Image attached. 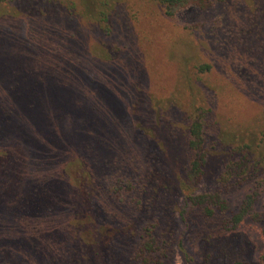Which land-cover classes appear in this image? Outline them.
<instances>
[{
	"label": "rangeland",
	"instance_id": "1",
	"mask_svg": "<svg viewBox=\"0 0 264 264\" xmlns=\"http://www.w3.org/2000/svg\"><path fill=\"white\" fill-rule=\"evenodd\" d=\"M71 2L0 4V97L17 91L11 104L21 100L29 136L26 143L3 131L0 147L18 141L7 174L22 173L20 194L32 181L30 191L44 200L22 218L25 241L63 264H139L151 232L147 261L184 264L178 248L183 235L198 264H264L262 221L246 215L234 229L219 225L252 193L251 213H264L260 169L234 168L229 180H221L227 163L240 158L238 143L254 140L253 157L264 145V0L238 8L241 16L238 0L189 5L173 16L147 0H128L121 17L110 14L107 33L81 18L78 6L73 14ZM35 81L53 90L37 94L42 85L33 89ZM195 117L203 122L207 160L191 190L218 193L228 209L204 221L194 218L187 228L179 219L180 182ZM108 179L123 184L117 194L106 189ZM51 213H63V224ZM57 229L63 241L46 236ZM78 230L88 241L86 252L75 240ZM8 240L0 264H24L14 238ZM61 244L63 254H54ZM25 264L51 262L26 256Z\"/></svg>",
	"mask_w": 264,
	"mask_h": 264
},
{
	"label": "trees",
	"instance_id": "2",
	"mask_svg": "<svg viewBox=\"0 0 264 264\" xmlns=\"http://www.w3.org/2000/svg\"><path fill=\"white\" fill-rule=\"evenodd\" d=\"M12 1V0H0V4ZM148 2L155 5L159 8L160 12H163L166 16H173L178 10L187 7L189 5H194L200 8H206L213 4H218L219 6H225L227 2L232 0H147ZM239 2L236 3V15H242L238 8L247 9V5H249L252 1L256 2L257 0H238ZM263 1V0H261ZM125 3H128V0H72L70 3V9L72 10L73 14L76 11V7H79L81 18L88 21V19H92L94 22L93 24L97 25L99 30L103 33L108 32V23H111V15L112 17L122 16V12L125 9ZM128 7V5H127ZM78 13V11L76 12ZM112 20V19H111ZM110 21V22H109ZM89 22V21H88ZM40 84L39 82H34L35 84ZM41 83L40 85H42ZM47 86V85H46ZM32 92L30 88L26 89ZM48 86L45 88L43 85L41 86V90L37 91L36 93H46L48 95L49 91ZM26 92V91H25ZM17 91L11 96L4 98L0 97V135L4 131L8 138H16V136H21L24 138L23 140L26 143H29V136L26 134L25 130L22 127V120L20 119L22 104L21 100L14 101L11 104V100L16 95ZM23 93V97H24ZM25 99V98H21ZM50 99H47V104ZM9 101V102H7ZM52 112L53 116L61 117L63 115V111L61 110H49ZM220 134V133H219ZM264 135V133H263ZM1 139V137H0ZM222 140V139H221ZM218 141L220 144L225 141ZM17 140H11L9 143L0 147V250H2V242L5 244H9L8 238H14L12 241L13 247L17 248L19 251V257L17 260L23 262L25 264L26 256L28 258H34L36 260H46L51 262V264H63V258H61L60 262H55V259H47V255L43 256L42 252L39 250L38 243H27L25 241L24 236L21 234L20 231L23 230L22 218L25 214H32L36 212L35 205L41 206V203L44 201L42 199L43 194H35L30 191L32 181L26 182L23 187V192L20 194L21 190V175L17 171L14 172L13 175L7 174L9 165L12 161H15L14 158H17L18 151H17ZM242 143H238L236 145V150L240 151V158L235 160L233 164L227 163L228 168L224 171L221 180H229L232 171H235L234 168L237 169H244L246 172L248 171L246 168L250 165H253V169L258 171L260 169L263 175V182H258L261 185H264V145H262L261 154H257L256 157H253V150L252 144L254 140H250L249 138L246 141H241ZM206 143V138L204 137L203 132V122L202 119L199 117H195L191 120L190 127H189V138L187 142L188 146V153H189V163L186 166V173L185 177L182 178L180 185L184 186V201L182 203V207L179 210V219L182 224L188 228L189 225L192 224V221H195L194 218H197L199 221H204L206 219L212 218L214 214L219 212H225L228 209V203L225 199L221 198L218 193H195L193 192L192 187L195 185L199 180L200 177L203 175L204 166L207 160L206 150L204 145ZM219 144V145H220ZM2 145V143L0 144ZM255 145V143H254ZM259 146V145H258ZM252 154V156H251ZM40 155H43L40 153ZM13 158V159H12ZM16 162V161H15ZM14 163V162H13ZM17 166V163H14ZM243 170V171H244ZM242 171V173H243ZM17 175V176H16ZM229 175V176H228ZM249 174H246V177H249ZM27 177L24 178L26 180ZM20 180V182H19ZM137 179H134L135 183L132 186H135ZM131 182V180H129ZM143 181V180H142ZM19 182V183H18ZM263 183V184H262ZM188 184V185H187ZM123 185V184H122ZM122 185L120 184V180H107L105 183L106 189L108 191H112L114 194H117L120 191ZM145 182L141 185L142 188H145ZM128 187V186H127ZM106 193V192H105ZM255 193V192H254ZM22 195V196H21ZM40 195V196H39ZM56 195H60L57 193ZM143 197V192L141 193ZM21 196V198H19ZM39 196V197H38ZM255 194L247 195L244 201L241 204V207L238 211L232 213L229 217H223L221 221H219V225L221 228L223 227L225 230L234 229L237 225L241 224L246 215L252 217L254 221H259L264 223V213L255 212L251 213V203L254 199ZM20 200L19 199H22ZM45 199L46 196H45ZM137 200V199H136ZM138 201V200H137ZM36 206V207H37ZM47 204L44 205V210L50 209L47 208ZM61 207V206H60ZM39 208V207H37ZM55 208H59L55 206ZM40 209V208H39ZM58 211H62V208L58 209ZM55 214L56 219H60L63 224V213H51ZM36 215V214H35ZM80 216L79 213L76 212L74 217ZM79 218V217H78ZM73 222V226H74ZM81 223H79V227H81ZM61 227L63 225H60ZM262 232V230H261ZM53 233V234H52ZM114 235H121V232L118 229H115ZM15 236V237H13ZM19 236V237H18ZM47 237H51L52 240H59L63 241V230H56V232H51V234H47ZM264 236V235H263ZM85 234L78 230L75 240L80 245V249L87 251L89 248L88 241L86 240ZM183 235L178 239V248L180 251V255L183 258L184 264H198L192 258V255L185 250ZM4 238V239H2ZM153 237L151 236V232H148L144 236V240L140 246L139 251L143 253L142 260H139L137 256V261L139 264H157L156 261L150 260L147 261V257H149V253L151 252V248L153 245ZM62 247V244H61ZM55 247L53 252L54 254L62 253L63 254V247ZM224 248V247H223ZM221 248V249H223ZM21 251V252H20ZM63 256V255H62ZM147 256V257H145ZM13 258V257H12ZM31 261V260H30ZM32 262V261H31ZM19 264H21L19 262Z\"/></svg>",
	"mask_w": 264,
	"mask_h": 264
}]
</instances>
